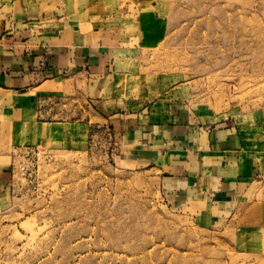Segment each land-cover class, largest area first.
<instances>
[{
    "label": "rangeland",
    "instance_id": "1",
    "mask_svg": "<svg viewBox=\"0 0 264 264\" xmlns=\"http://www.w3.org/2000/svg\"><path fill=\"white\" fill-rule=\"evenodd\" d=\"M45 1L62 32L129 49L112 80L132 109L234 126L256 159L221 207L175 203L111 126L61 125L0 155V264H264V0Z\"/></svg>",
    "mask_w": 264,
    "mask_h": 264
},
{
    "label": "crops",
    "instance_id": "2",
    "mask_svg": "<svg viewBox=\"0 0 264 264\" xmlns=\"http://www.w3.org/2000/svg\"><path fill=\"white\" fill-rule=\"evenodd\" d=\"M58 11L45 0H0V155L63 136L61 125L107 124L149 159L173 202L226 204L252 175L256 158L244 134L229 124H192L178 110L132 109L112 80L129 49L62 32ZM67 104L76 119L63 111ZM11 169L0 162V195Z\"/></svg>",
    "mask_w": 264,
    "mask_h": 264
}]
</instances>
